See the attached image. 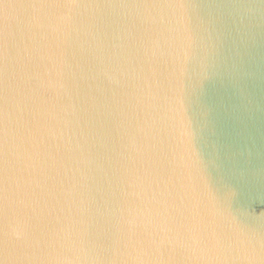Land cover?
Instances as JSON below:
<instances>
[{"label": "water", "instance_id": "obj_1", "mask_svg": "<svg viewBox=\"0 0 264 264\" xmlns=\"http://www.w3.org/2000/svg\"><path fill=\"white\" fill-rule=\"evenodd\" d=\"M0 264H264V0H0Z\"/></svg>", "mask_w": 264, "mask_h": 264}, {"label": "snow or ice", "instance_id": "obj_2", "mask_svg": "<svg viewBox=\"0 0 264 264\" xmlns=\"http://www.w3.org/2000/svg\"><path fill=\"white\" fill-rule=\"evenodd\" d=\"M74 3L75 0H68ZM2 50H3V32L0 30V63H2ZM0 100H2V87H0ZM0 113H2V103H0ZM0 130H2V118H0ZM5 188V161L3 152L2 135H0V199L3 198Z\"/></svg>", "mask_w": 264, "mask_h": 264}]
</instances>
